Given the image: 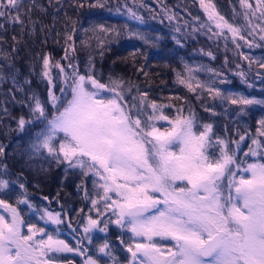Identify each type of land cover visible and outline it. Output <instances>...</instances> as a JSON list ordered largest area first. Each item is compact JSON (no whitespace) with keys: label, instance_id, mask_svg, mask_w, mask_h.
Returning <instances> with one entry per match:
<instances>
[{"label":"snow or ice","instance_id":"obj_1","mask_svg":"<svg viewBox=\"0 0 264 264\" xmlns=\"http://www.w3.org/2000/svg\"><path fill=\"white\" fill-rule=\"evenodd\" d=\"M133 3L147 7L137 0ZM49 4L56 13L63 7L61 0H49ZM198 4L206 19L192 17L199 21L194 32L203 31L209 40L223 39L225 45L231 41L236 49L242 47L241 41L250 49L260 47L257 36L264 43V0H236V4L229 0L230 18L213 0H198ZM75 6L83 8L84 3ZM88 7L105 9L106 0H94ZM121 7L130 19L143 23V17L127 3L117 4L115 11L119 13ZM36 9L47 12L36 0H0V17L19 24L22 30L25 17L35 25L31 17ZM107 10L113 11L111 7ZM164 11L170 21L176 18L169 9ZM64 15L68 20L64 55L60 60L51 54L40 57V76L48 85L47 99L42 102L31 95L27 104L33 120L21 116L17 126L23 130L33 121L42 124L31 145V155L43 157L49 164L65 165V172L78 169L81 185L91 178L93 192L90 195L86 187L84 192L91 204L89 211L96 216H87L73 247L61 238L59 225L71 229L62 212L44 208L37 222L31 216L26 219L20 206L30 211L35 206L25 184L20 183L22 192L15 204L0 198V264H73L67 253L86 257L83 264H104L105 257L111 264H121L106 239L96 246L94 255H88L86 245L93 244L91 233H106L110 224L121 230L118 239L127 253L126 264H264V118L258 121L255 136L237 130L239 139L221 137L211 123H201L191 107L158 104L139 88L132 96L136 86L122 77L109 75L108 81L102 82L91 56L84 71L74 62L77 21L66 12ZM81 31L91 33L81 45L94 39L101 57L106 45L120 35L113 26L99 22ZM175 31L180 32V28ZM129 36L150 42L139 31ZM204 54L215 59L210 51ZM239 55L248 61L251 71L254 61L243 52ZM0 60L4 61L0 64V83L10 80L13 86L6 95L13 100L17 92L27 96L24 85L31 81L19 83L11 53L0 51ZM255 63L264 69V59ZM184 69L176 73V81L197 100L206 94L222 104L238 105V116L246 115L250 106L264 105V99L222 91L218 83L230 81L215 69L203 65L194 69L187 63ZM201 70L212 73L213 78L199 80L194 73ZM237 74L242 83H248L244 71ZM256 77L264 84V74L258 71ZM175 99L184 101L179 96ZM15 102L24 104L25 100ZM0 111L8 114L7 107ZM246 137L250 144L245 143ZM4 149L0 144V157ZM0 167L7 174L6 166ZM11 183L0 178V193L12 195L5 192ZM49 226L57 227L49 231Z\"/></svg>","mask_w":264,"mask_h":264},{"label":"trees","instance_id":"obj_2","mask_svg":"<svg viewBox=\"0 0 264 264\" xmlns=\"http://www.w3.org/2000/svg\"><path fill=\"white\" fill-rule=\"evenodd\" d=\"M79 2L84 3L83 8L75 6ZM93 2L94 0H61L63 7L59 13H56L49 4V0H36V3L43 5L47 12L34 10L31 19L36 22L35 25L33 26L25 17L26 27L23 30L19 24L0 17V25H3L0 28V51L11 53L15 75L21 85H24L25 79L31 81V84L24 85L28 95L25 96L23 93L17 92L15 100L10 95H6L8 89L13 87L11 81L0 83V108H8V114L0 111V144L5 146L4 156L0 157V165L6 166V175H15L17 185L24 183L27 189L26 180H28L30 168L40 167L37 162L28 159L26 149H30L32 137L43 125L33 121L31 125L26 124L25 128L20 130L17 121L21 116L26 120H33L27 104L31 95L35 94L42 102L47 99L48 85L40 76V57L44 54H51L56 60H60L64 55L63 35L65 24L68 23L64 15L65 12L72 20L77 21V51L74 62L79 63L81 71L86 69L87 60L91 56L96 74L102 82H107L109 75L122 77L136 86L130 95H137V88H139L140 91L148 93L149 100H155L158 104L172 103L178 107H191L200 122L213 125V130L217 135L239 139L238 132H234L228 117L224 118V115L218 111L220 104L216 103L217 109L213 111L215 115L213 112L204 111L202 104L211 108L209 98L203 96L201 100L195 99L194 93L177 83L175 73L182 69L184 60L198 61L223 73L230 81L227 84L231 90L242 91L249 96L264 99V84L256 77L258 71L264 74V69H260L255 63L256 60L264 59V43L259 41L258 36L255 39L256 43L261 44L260 47L250 49L241 41L242 47L236 49L231 41L225 45L223 39L209 40L203 31L194 32L193 29L198 27L199 21H193L192 17L198 16L200 21L206 19L203 10L199 7L198 0H137V3L142 2L147 7H137L133 0H106V5L113 9L112 12H109L107 7L105 9L88 7V4ZM213 2L217 5L218 10L230 18L229 0H213ZM25 3H28V0H25ZM125 3L143 17V23L130 19L124 7L120 8L119 13L115 11L117 4ZM232 3L236 4V0H232ZM165 8L176 14L174 20L168 19L164 11ZM188 13H191V16ZM124 19L132 24L138 23L142 29L135 31L146 35L150 42L145 43L143 40L130 37L129 33L132 31L121 30L119 37L112 39V42L106 45L102 57L99 55L101 49L96 47L94 40H90L88 45H81V40H87L89 36L81 31L82 28H89L92 23L96 22H108L111 23V26H118ZM33 27H35V31H33ZM176 27L180 28V32L175 31ZM177 39L180 40L179 44L176 43ZM209 51L212 52L215 59L204 54ZM240 52L254 61L251 71H249L248 61L239 55ZM3 63L4 61L0 60V64ZM7 71L6 68L5 72ZM240 71L247 74L248 83L241 82V78L237 74ZM248 84H253L254 87L249 88ZM59 87L60 85H57L56 94L58 96L61 95L58 91ZM177 96L183 97L184 101H177L175 99ZM18 100H25V103H16L15 101ZM168 111L165 109V112ZM262 112L264 110L260 107L249 108L248 118L252 126L253 118ZM245 143L247 144V142ZM44 160L49 175L48 181L41 185L47 184L45 188H47L49 197H52L51 190L60 186L59 182L63 185V208L57 211L49 206L48 209L62 212L64 218L74 215L73 209H75L81 215L80 224L81 218H84L87 213L86 210L91 209V204L85 199L81 179L67 176L61 182L60 167L55 166V168L48 169L47 160ZM0 171L1 174H5L4 167H0ZM88 193L91 195L92 190L88 189ZM107 231L109 238H114L121 232L115 227H108Z\"/></svg>","mask_w":264,"mask_h":264},{"label":"rangeland","instance_id":"obj_3","mask_svg":"<svg viewBox=\"0 0 264 264\" xmlns=\"http://www.w3.org/2000/svg\"><path fill=\"white\" fill-rule=\"evenodd\" d=\"M99 23H101V22H99ZM104 23V22H103ZM93 24V23H92ZM91 24V25H92ZM108 26H111L110 24L111 23H106ZM90 25V26H91ZM120 25H121V27H120ZM90 26H89V28H90ZM114 28H115V31H117V32H119V31H121V30H123V31H135V30H141L142 29V27L141 26H139V24L138 23H136V24H132V23H130L129 21H127V20H122L119 24H118V26H113ZM89 35H91V33H89ZM94 40V39H93ZM94 42H95V40H94ZM96 43V42H95ZM185 63H187L189 66H191V67H193L194 69L195 68H198L199 66H206V64H202V63H200V62H198V61H192V60H184L183 61V67H182V69H180V70H177L176 71V73L177 72H184L185 71V69H184V65H185ZM208 67V66H207ZM210 68H212V67H210ZM212 69H214V68H212ZM216 70V69H215ZM217 72H220V71H218V70H216ZM176 73H175V75H176ZM221 73V72H220ZM223 74V73H222ZM194 75L199 79V80H202V81H207V80H209V79H211V78H213V74L212 73H208V72H206V71H203V70H201V71H197V72H195L194 73ZM223 78H225L226 80L228 79L224 74H223ZM228 81V80H227ZM218 87H220L221 88V90L222 91H226V92H236V93H243L244 95H247V94H245L244 92H242V91H237V90H231L230 88H229V86H228V84L227 83H224V84H219L218 83V85H217ZM205 96H207L206 94H205ZM249 96V95H248ZM255 97V96H254ZM257 99H261V98H258V97H256ZM209 102H210V105H211V108L213 109V111L214 110H216L217 109V106H216V103L218 102L219 104H220V107L218 108V111L219 112H221L223 115H224V118H227L228 117V120H229V123H231L232 124V126H233V129H234V132H237V130H238V132H239V134H244L245 132H247V133H249L250 135H252V136H255L256 135V129L259 127V125H258V121L261 119V118H264V112H262V113H259V114H257L256 115V117L255 118H253V122H254V124H253V126L251 125V123H250V119L248 118V112H249V108H253V107H260L262 110H264V105H254V106H250L248 109H247V114L246 115H237V112H238V110H239V106L238 105H230V104H228V103H221L219 100H211L210 98H209ZM201 123H205V122H201ZM41 129H38L37 130V132H39ZM36 132V133H37ZM35 137H36V134H35V136L34 137H32V143L35 141ZM247 138V137H246ZM247 144H250V140H248L247 139ZM32 143H31V145H32ZM27 150V157H28V159H30V160H32V161H34V162H37L39 165H40V163H41V159L43 158V157H40V156H38V155H36V156H33V155H31V147H30V149H26ZM244 150L246 151L247 150V148L245 147L244 148ZM45 161V160H44ZM47 163H48V161H46ZM43 163V162H42ZM48 165H49V167H48V169L49 168H51V167H53V168H55V166H57L56 164H49L48 163ZM59 167H60V173H61V178H62V180L65 178V177H70V178H74V177H76V178H80V179H82L81 178V176H80V174H79V170L78 169H70V170H68L67 172H65V165H59ZM1 172V171H0ZM1 174V173H0ZM87 188V190L88 189H91L92 190V192H93V188H92V184H91V178L89 177L87 180H86V182L84 183V185H83V189L84 188ZM17 192H22V190L19 188V185H17ZM17 197H19L20 196V194L19 195H16ZM22 209V211H23V208H21ZM89 210L90 209H87L86 211H87V213L85 214V217L84 218H81V223L79 224V226H78V228H77V231H75V232H77V233H82V226H83V224H85L86 222H87V216L88 215H92L93 216V218H95V216H96V213L94 212V211H92V212H89ZM24 213V212H23ZM33 216L35 217L34 218V220H35V222H37V220H38V217H39V214H40V211H33ZM75 214H76V212H75ZM39 222H41V221H39ZM110 225H112L113 227H115V228H118L116 225H114V224H110ZM41 226H42V223H41ZM101 226H103V224H101ZM55 227H57V226H49V228H48V230L49 231H52ZM59 229H60V233H61V238L62 239H65L70 245H72L73 247H75L76 245H75V239H74V237L76 236V234L75 233H72V232H70L69 230H67L66 228H63L62 226H60L59 225ZM119 229V228H118ZM75 230V229H74ZM119 231V230H118ZM108 231L106 232V233H102V232H99V231H94L93 233H91V235H92V239H93V244L92 245H86V247H88V255H94L95 253H96V246H98V245H100V244H102L103 242H104V240L106 239L108 242H109V244L110 245H112V251H113V255L116 257V258H118V259H121V251L120 250H117L119 247H120V245L119 244H117V242H116V240L117 241H119V239H118V237L121 235L120 233L121 232H119V234L118 235H116V236H118V237H114L113 239L112 238H109L108 237ZM81 235V234H80ZM124 236H127V234H125ZM76 239H77V236L75 237ZM111 240L113 241V240H115V242H111ZM65 256H66V258L68 259V260H71V261H73V264H83V260L86 258V257H81V256H79V255H77V254H75V253H67V254H65ZM73 256H75V258L73 257ZM103 262H104V264H111V262L109 261V259L107 258V257H105V258H103ZM124 264H126V263H124Z\"/></svg>","mask_w":264,"mask_h":264},{"label":"flooded vegetation","instance_id":"obj_4","mask_svg":"<svg viewBox=\"0 0 264 264\" xmlns=\"http://www.w3.org/2000/svg\"><path fill=\"white\" fill-rule=\"evenodd\" d=\"M41 160L42 161L40 163V167L36 166V168L35 167L30 168V171L28 173L29 177H28V180H26L28 198H29L30 202L35 206V208L30 211L26 206H24V205L20 206L21 208H23V212L25 214L26 219L29 216H31L33 219V222H35V220H34L35 217L33 216V214H34L33 211H40L41 212L44 208H49V206H51L53 209L55 208V210H57V211H58V209L63 208V196H62V194H63L62 186L63 185H61L62 183L59 182L60 186H58L56 189L51 190V193H52L51 198L49 197V193L47 192V188H45V187H47V184L41 185V184H44L45 182L48 181V175H49L47 173V168L45 167L44 159L42 158ZM37 170H40V171H37ZM0 178L7 179V180L12 182L10 185V188L5 190V192L12 193V195L6 196L3 193H0V198L7 199L10 203L15 204V200L17 198L16 195L21 194L20 192H17V181L15 179V175L0 174ZM60 180H61V182L63 181L62 178ZM13 189H14V192H13ZM44 197H47L48 199L45 200ZM54 198H56V199H54ZM54 204H55V206H54ZM75 212H76V214H75ZM73 214L74 215H70L69 217H65V219L67 221H70L71 226H73L75 231H77L81 215L79 214V211H77L75 209H73ZM63 217H64V215H63ZM39 223L40 224L42 223V226H43L42 221ZM60 226H62L63 228H66L65 225H63V224ZM109 227L111 228L113 226L109 225ZM66 229L68 230V228H66ZM80 234L81 233H79V236H77V239H79ZM116 237H118V236H116ZM124 239L126 240L127 236H124ZM111 242H115V240H113V241L111 240ZM116 242H117V244L120 245V247L117 249V250L121 251V259H119V260H120L121 264H124V263H126L125 257L127 255V253L123 250V247L120 244V241L116 240ZM73 257L75 258V256H73Z\"/></svg>","mask_w":264,"mask_h":264},{"label":"water","instance_id":"obj_5","mask_svg":"<svg viewBox=\"0 0 264 264\" xmlns=\"http://www.w3.org/2000/svg\"><path fill=\"white\" fill-rule=\"evenodd\" d=\"M68 230H69L70 232H72V233H75V234H76V236H79V233H76V232H75V230H74V227H73V226H71V229H69V228H68ZM73 230H74V231H73Z\"/></svg>","mask_w":264,"mask_h":264}]
</instances>
